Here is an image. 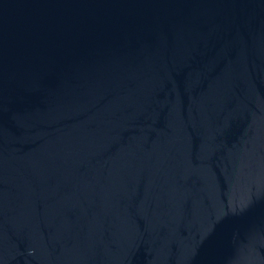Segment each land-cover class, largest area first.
Segmentation results:
<instances>
[{
	"label": "water",
	"instance_id": "95a60500",
	"mask_svg": "<svg viewBox=\"0 0 264 264\" xmlns=\"http://www.w3.org/2000/svg\"><path fill=\"white\" fill-rule=\"evenodd\" d=\"M0 264H264V0H0Z\"/></svg>",
	"mask_w": 264,
	"mask_h": 264
}]
</instances>
